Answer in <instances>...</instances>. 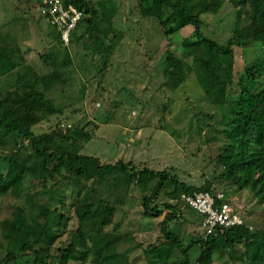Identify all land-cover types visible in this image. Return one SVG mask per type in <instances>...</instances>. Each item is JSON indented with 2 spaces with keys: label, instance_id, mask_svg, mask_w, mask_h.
I'll return each mask as SVG.
<instances>
[{
  "label": "rangeland",
  "instance_id": "obj_1",
  "mask_svg": "<svg viewBox=\"0 0 264 264\" xmlns=\"http://www.w3.org/2000/svg\"><path fill=\"white\" fill-rule=\"evenodd\" d=\"M93 1L99 5L98 2L105 0ZM116 2L117 13L111 23L118 38L115 39L116 47L110 63L103 67L101 60L93 55L95 50L92 54L91 49L84 51V44L92 43L94 37H112V28L109 29L105 21L101 20L102 23H97L96 28L88 33L83 31L86 27L83 22L76 29L79 32L73 33L69 45L64 46L58 39L57 30L40 17L37 9L39 0H0L1 48L19 50L24 64L31 66L40 76L62 70L60 64L67 58L71 62V66L61 74L64 84L52 88L47 94L62 112L43 119L31 129L33 134L60 137L68 129L84 128L92 138L85 143L78 137L77 144L82 147L77 154L96 158L105 165L118 162L130 164L135 171L142 168L167 171L194 187L210 182L212 192L222 193L233 211L242 218L244 225L240 226V233L245 235L247 231L264 229V201L258 191L261 186L257 185L252 190L237 189L226 176V167L215 158L223 145L219 131L224 128L221 120L222 114L227 112V105L221 111L212 104L220 88L204 89V68L198 64L200 54L191 59L181 47L183 40L193 32V27L186 26L168 40L154 14L148 17L140 14L136 0ZM145 6L155 9L157 1L149 0ZM238 11L225 2L218 13L204 16L201 28L204 37L224 45L234 31L248 25L249 17L246 13V17L241 16ZM165 24L169 25V21ZM121 37L122 42L129 43L128 46H119ZM170 42L171 51L186 63V67L196 65L189 73L183 67L173 80V87L167 85L168 74L164 72L166 45ZM101 49L104 50L103 47ZM51 53L56 60L50 65L44 64L41 55ZM257 62L264 67V44L234 47V83L226 91L227 101L235 98L238 89L235 83L243 70ZM5 134V130L0 128V140ZM58 137L49 144L55 153L65 148L61 137ZM9 148L0 146V155L10 152ZM43 159L32 157L29 168L36 171ZM65 171L53 179L56 185L67 191L65 208L62 209L67 215L66 232L55 246L68 244L72 234L82 224L88 234L84 244L89 248L84 263L69 264H94L97 252L113 239L117 252L124 254L129 264H146V249L154 245L160 246L167 256H173L171 246L161 244L164 241L161 223L168 213L164 203L176 202H169L168 197L160 193L154 204L160 205L161 216L149 217L143 212L142 198L152 194L156 180L142 189L124 174L111 175L108 180L79 179L80 195H86L88 203L96 205L103 200L114 207L111 224L104 228L100 237L95 238V227L91 221L79 223L74 211L76 194L71 192L75 179H65ZM2 173L7 174V164L3 165ZM17 204L10 195L3 197L0 220L9 217ZM149 206L152 207V203ZM177 209L181 213L180 219L168 222L167 229L182 238L184 245L204 237L201 217L183 204H178ZM23 214L26 218L24 230L38 234L41 227L35 217L37 212L25 211ZM255 251L253 244L247 253L253 255ZM245 252L244 244H238L232 256L237 261ZM198 254V248L192 247L190 258L194 260ZM3 256L4 252L0 250V259ZM214 262L230 264L226 254L214 255Z\"/></svg>",
  "mask_w": 264,
  "mask_h": 264
},
{
  "label": "trees",
  "instance_id": "obj_2",
  "mask_svg": "<svg viewBox=\"0 0 264 264\" xmlns=\"http://www.w3.org/2000/svg\"><path fill=\"white\" fill-rule=\"evenodd\" d=\"M106 1L109 8L103 14L93 0L71 1L83 13V19L78 27L84 22L86 24L84 33L95 29V23L100 19L107 23L109 29L112 28L111 19L117 9L113 4L116 0ZM136 1L141 15L148 17L154 14L168 40L171 35L186 26L193 27V32L183 40L181 47L191 59L196 54H200L198 64H202L204 68V89L220 88V91L215 93L212 104L221 111H224V105H227V112L222 114L221 120L224 128L219 131L223 145L219 147L220 152L215 158L226 167V176L237 186V189L252 190L260 185L258 191L264 201V67L262 64L257 62L246 67L235 83L238 88L235 98L231 101L226 99V91L230 90L234 83V47L264 44V0H152L157 1L156 8L152 10L145 6L149 0ZM225 2L235 10H239L241 16H245L246 13L249 20L248 25L234 31L233 36L224 45H219L204 37L201 31L202 18L218 13ZM167 21L169 25L165 24ZM58 39L60 40L59 33ZM115 39H117L115 34L110 39L107 36L94 37L92 43L84 44L86 49L84 51L91 49L92 54L95 50L93 55L101 60L103 67H106L116 47ZM108 41L110 43H107ZM102 47L104 50L101 49ZM166 47L164 72L168 74L167 85L173 87L172 82L183 67L187 68L189 73L196 65L186 67V63L171 51V42ZM41 58L46 65L56 60V56L52 53L41 55ZM70 63V59L67 58L60 64L61 73L59 70H53L47 75L40 76L31 66L24 64V58L19 50L12 48L6 50L0 47V128L6 132L0 140V146L10 147V152L0 155V202L6 195H10L18 202L13 207L11 215L0 220V250L4 252L0 264L84 263L89 255V248L84 244L85 236L88 234L81 223L91 221L92 226L95 227L93 232L96 234L95 238H98L103 234L104 228L111 224L114 207L103 200L96 205L88 203L86 195H80L79 179L108 180L111 175L118 174L127 175L131 182L142 189L156 180L152 194L142 198L143 212L146 216H161L160 205L154 204L160 193L168 197L169 202H176L164 203L168 213L161 223L164 236L161 244L166 243L171 246L173 256H167L160 246H150L146 249V264H216L214 262L216 254H226L230 264H264L262 247L264 229L247 231L248 234L245 235L239 232L240 227L226 229L223 232L218 230L214 235L202 237L190 242L189 245H184L182 238L167 229L168 222L180 219L181 213L177 209L178 204H183L180 197L195 192L215 193L210 188V182L194 187L180 181L177 176L167 171H153L147 168L135 171L132 165L123 162L105 165L96 158L79 155L77 153L82 145L77 144L78 137L85 143L92 138L84 128L68 129L64 135H60L65 148L59 153L51 151L49 147L58 136L33 134L31 129L43 119L62 112L61 107L56 106L47 94L52 88L64 84L61 74L71 66ZM32 157L44 158L36 171H32L28 166ZM4 164H7V174L2 173ZM64 169L67 172V175H64L65 179H75V186L71 192L76 194L74 199L77 203L74 205V211L81 225L72 234L68 244L64 247H56L55 243L66 232L67 215L62 209L65 208L67 191L66 188L56 185L53 179ZM34 181H37V186ZM151 203L152 207L149 206ZM25 211L37 212L35 217L41 227L38 234H30L24 230L26 218L23 212ZM199 216L203 221V217ZM238 244H244L246 252L242 258L235 261L232 251ZM253 244L256 251L253 255H248L247 252ZM116 246L114 239L108 241L97 252L94 264H129L125 261V255L117 252ZM192 247L198 248L199 252L194 260L190 258Z\"/></svg>",
  "mask_w": 264,
  "mask_h": 264
},
{
  "label": "built area",
  "instance_id": "obj_3",
  "mask_svg": "<svg viewBox=\"0 0 264 264\" xmlns=\"http://www.w3.org/2000/svg\"><path fill=\"white\" fill-rule=\"evenodd\" d=\"M72 0H42L38 5L40 17L58 31L61 43L68 46L74 31L83 19V13L74 6ZM180 201L203 217L204 237L216 231L244 225L242 218L233 211L222 193L195 192L184 194Z\"/></svg>",
  "mask_w": 264,
  "mask_h": 264
},
{
  "label": "crops",
  "instance_id": "obj_4",
  "mask_svg": "<svg viewBox=\"0 0 264 264\" xmlns=\"http://www.w3.org/2000/svg\"><path fill=\"white\" fill-rule=\"evenodd\" d=\"M42 2V0H39V4ZM105 2V3H104ZM116 2V1H115ZM98 3H100L99 5L97 4V8L99 9V11L100 12H102L103 10H104V12H106L107 11V9L109 8V6H108V2L105 0V1H100V2H98ZM117 3V2H116ZM116 3H115V5H116ZM117 7V6H116ZM101 8V9H100ZM103 12V13H104ZM116 13L117 12H115V15H116ZM114 15V16H115ZM114 18V17H113ZM99 22H101V19L100 20H98V21H96V23H95V26H96V24L97 23H99ZM102 23V22H101ZM111 27H112V29H111V32L113 33V34H117L116 33V31H115V29H114V27H113V24L111 23ZM58 32V31H57ZM74 32H79L78 30H76V31H74ZM112 34V35H113ZM118 38V37H117ZM120 40V39H119ZM149 42V41H148ZM122 44H127L126 46H128L129 45V43L128 42H122V37H121V40L119 41V46L120 45H122ZM110 63V62H109Z\"/></svg>",
  "mask_w": 264,
  "mask_h": 264
}]
</instances>
